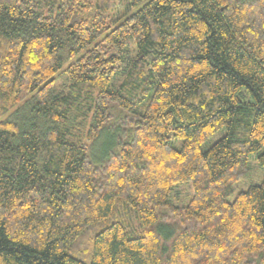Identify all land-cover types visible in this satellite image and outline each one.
<instances>
[{"label":"trees","instance_id":"obj_1","mask_svg":"<svg viewBox=\"0 0 264 264\" xmlns=\"http://www.w3.org/2000/svg\"><path fill=\"white\" fill-rule=\"evenodd\" d=\"M251 156L264 0H0V264H264Z\"/></svg>","mask_w":264,"mask_h":264},{"label":"rangeland","instance_id":"obj_2","mask_svg":"<svg viewBox=\"0 0 264 264\" xmlns=\"http://www.w3.org/2000/svg\"><path fill=\"white\" fill-rule=\"evenodd\" d=\"M122 7V5H120ZM65 80L62 78L60 80V85L64 83ZM264 176V167H261L257 164V161L255 159V156H251L249 158V174L248 176L237 183L234 187V193L233 196L236 195V193L239 190H246L249 185L251 184H258L261 182L262 178ZM191 195V190L188 185H180L178 186L174 193H173V198L172 202L174 204H181V203H186ZM93 231L88 230L86 231L81 239H79V243L77 244V249H79V253L87 255L89 252V247L91 246V243L89 242L91 236H92Z\"/></svg>","mask_w":264,"mask_h":264}]
</instances>
